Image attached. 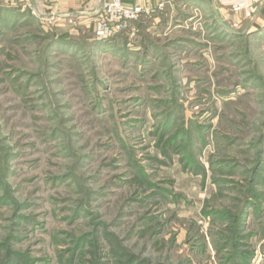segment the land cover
Returning a JSON list of instances; mask_svg holds the SVG:
<instances>
[{
    "label": "rangeland",
    "instance_id": "1",
    "mask_svg": "<svg viewBox=\"0 0 264 264\" xmlns=\"http://www.w3.org/2000/svg\"><path fill=\"white\" fill-rule=\"evenodd\" d=\"M60 1L0 0V264H264V16Z\"/></svg>",
    "mask_w": 264,
    "mask_h": 264
},
{
    "label": "crops",
    "instance_id": "2",
    "mask_svg": "<svg viewBox=\"0 0 264 264\" xmlns=\"http://www.w3.org/2000/svg\"><path fill=\"white\" fill-rule=\"evenodd\" d=\"M10 2L12 0H4ZM35 1L36 0H32ZM245 5L243 8L235 9L233 12H237L238 14H244L246 17H251L252 13L255 15L264 16V11L261 12V8H264V0H244ZM212 5L214 6L215 12L221 13L224 19L227 21L231 17L232 11L231 7L236 8L237 0H211ZM59 5L61 1L58 0ZM69 7L73 8L74 10H79L84 8L85 12L83 15L89 17L90 20L95 23V11L99 8V0H69L68 2ZM128 4L130 5H140L144 12L142 16L147 15L148 18L152 19L155 23H158L160 19L166 15L170 11L171 2L166 0H128ZM96 7V8H95ZM172 7V6H171Z\"/></svg>",
    "mask_w": 264,
    "mask_h": 264
},
{
    "label": "built area",
    "instance_id": "3",
    "mask_svg": "<svg viewBox=\"0 0 264 264\" xmlns=\"http://www.w3.org/2000/svg\"><path fill=\"white\" fill-rule=\"evenodd\" d=\"M128 0H99L95 11V32L99 38H109L137 21L144 12L140 5H130ZM171 2L172 0H166ZM244 0H237V9L243 8Z\"/></svg>",
    "mask_w": 264,
    "mask_h": 264
},
{
    "label": "trees",
    "instance_id": "4",
    "mask_svg": "<svg viewBox=\"0 0 264 264\" xmlns=\"http://www.w3.org/2000/svg\"><path fill=\"white\" fill-rule=\"evenodd\" d=\"M116 251H117V249H116ZM118 251H119V250H118ZM118 251H117V253H118ZM9 257H10V256L8 255L7 258H9ZM9 261H10V260H9ZM9 263H10V262H9Z\"/></svg>",
    "mask_w": 264,
    "mask_h": 264
}]
</instances>
